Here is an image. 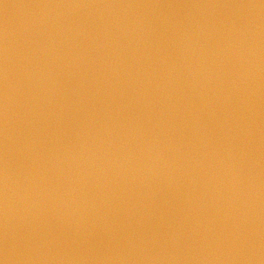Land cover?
Wrapping results in <instances>:
<instances>
[{
    "label": "water",
    "instance_id": "1",
    "mask_svg": "<svg viewBox=\"0 0 264 264\" xmlns=\"http://www.w3.org/2000/svg\"><path fill=\"white\" fill-rule=\"evenodd\" d=\"M262 2L0 0V264H264Z\"/></svg>",
    "mask_w": 264,
    "mask_h": 264
},
{
    "label": "clouds",
    "instance_id": "2",
    "mask_svg": "<svg viewBox=\"0 0 264 264\" xmlns=\"http://www.w3.org/2000/svg\"><path fill=\"white\" fill-rule=\"evenodd\" d=\"M187 39L186 36H180L178 37L179 47L181 52L183 53L185 50V44L184 41ZM184 68L187 71L188 79L186 80L188 87L192 90L193 93L197 95V97L200 100V108H197L195 110L191 109V117L192 120L198 125L199 121L201 120L202 112L206 105L209 103L207 99V93L203 91L204 87L201 84L200 81V71L201 69L195 68L188 60L187 56L184 57ZM201 68H203V64L201 65ZM5 79V138H6V145H5V161H4V193H5V240L8 239V182H9V171H8V161H7V101H8V93H7V69H5L4 74ZM238 88V85L233 82L232 89L233 93L234 90ZM223 90V88H222ZM223 101L225 105L232 106V94H230L227 91L223 90ZM234 111V110H233ZM12 249L9 248L7 243L5 244V248L3 251V258L8 264H12V261L10 260V252Z\"/></svg>",
    "mask_w": 264,
    "mask_h": 264
},
{
    "label": "snow or ice",
    "instance_id": "3",
    "mask_svg": "<svg viewBox=\"0 0 264 264\" xmlns=\"http://www.w3.org/2000/svg\"><path fill=\"white\" fill-rule=\"evenodd\" d=\"M261 4H262V6H264V2H262Z\"/></svg>",
    "mask_w": 264,
    "mask_h": 264
}]
</instances>
